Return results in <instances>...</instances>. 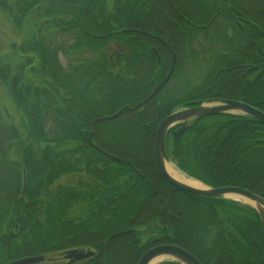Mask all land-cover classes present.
<instances>
[{
	"label": "trees",
	"instance_id": "trees-1",
	"mask_svg": "<svg viewBox=\"0 0 264 264\" xmlns=\"http://www.w3.org/2000/svg\"><path fill=\"white\" fill-rule=\"evenodd\" d=\"M75 2L79 8L71 9V19L68 6ZM13 3L0 0V9L13 22L17 20L19 27L35 11L46 17V22L82 35L83 39L71 47H89L95 52L110 37L124 40L132 51L140 45L137 49L141 52L143 42L121 31L111 34V26L115 23L120 28L161 17L158 9L150 17L146 6L119 11L117 6L128 4V0L113 1L115 11L109 14L110 21L104 0ZM194 3L198 4L197 0ZM86 4L91 8L84 14ZM255 4L257 10L242 0H217L196 17L195 21L204 25L200 32L205 39L197 44L203 45V54L213 61L208 63L206 75L199 84L189 85L188 94L177 99L172 94L161 95L159 100L150 98L141 103L145 107L140 110L139 102L163 77L165 65L152 68L146 59L140 62L125 58L123 67L117 63L116 74L110 70L105 76L103 67L93 59V73L86 64L76 74L60 65L58 47L41 43L37 34L34 43L23 44L21 51L27 54L33 49L36 56L25 55L17 73L11 74L9 64L0 58V83L23 117L21 131L0 121V264L80 244L98 250L97 257L80 264H117L121 245L125 247L123 262L136 264L148 247L160 242L185 248L202 264L264 263V235L257 210L232 199L203 198L174 188L158 171L153 150L158 122L184 101L235 99L264 112V13L261 0H255ZM63 17L71 20L62 21ZM99 18L104 22L95 26L93 21ZM89 26L95 32L89 34ZM198 34L192 36L195 42ZM190 50L191 55L197 52L193 46ZM118 58L123 59L121 55ZM111 61L110 66L116 65ZM141 63H145L141 79L127 78V72L136 73ZM29 71L45 83L42 89H29L32 98L25 89ZM42 91L47 93L45 98ZM97 95L104 99L107 96L105 106L95 98ZM117 111H121L117 119L106 117ZM94 121L97 126L90 131ZM105 123H111L107 130L111 131L110 137L103 134ZM89 135L97 148L89 144ZM120 139L126 144L122 145ZM166 144L172 160L188 176L211 187L245 188L264 198V124L254 118L232 113L208 115L176 138L167 133ZM108 154L120 161L109 159ZM23 169L24 198L19 196ZM78 172L83 177L77 182L55 186L61 177ZM9 176L14 177L13 184L6 179ZM74 207L77 217L68 215ZM143 207L150 210L147 216H141ZM186 213L195 219L188 225L189 231L182 222ZM155 222L159 226L153 228V235L141 242L140 229ZM226 249L232 253L227 255ZM158 264L181 263L165 260Z\"/></svg>",
	"mask_w": 264,
	"mask_h": 264
},
{
	"label": "rangeland",
	"instance_id": "rangeland-1",
	"mask_svg": "<svg viewBox=\"0 0 264 264\" xmlns=\"http://www.w3.org/2000/svg\"><path fill=\"white\" fill-rule=\"evenodd\" d=\"M14 1H16V0H14ZM113 1L114 0H104V6H105V10H106L105 12L108 15V20H109V18L110 19L112 18L109 14L112 13L113 11H115V9H114L115 7H113ZM131 1L132 0H128V4L118 5L117 9L119 8V11H123V10H128L130 7L131 9L134 10L136 8H140L141 6H143V7L146 6L145 12L151 13L150 17H152V14L154 15L156 9L159 8L158 10L161 12V17L155 18L152 21L145 20V21H140L137 23H132V24L124 26V27L120 26V28H116V24L113 23V25L111 26L113 30H111L112 32L110 31L111 34H114L115 32L121 31L122 35L125 34L128 37H133L135 40H137L136 37H140V38L145 39L146 42H152L147 37L148 35L150 36L151 34H156L159 37H161L163 35V37H165L167 40H171L170 34L166 33V29L163 28V23L160 22L161 19H165V20L171 19L172 22H175V28L173 30V33H174V37L177 39L176 40L177 42L174 45L175 49L177 50V56H176V61H175V67H174V70L172 72L173 74L171 73L172 75L176 74V76L173 79V77L171 75L172 80L170 81V79H168V83L166 82L159 89L160 91L158 90L155 94L152 95V91H153L154 87L157 85V84H155L153 86L152 90L150 91L149 96L147 98H144L142 101L139 102L137 109L140 110V109L145 107L144 106L145 104L143 105L141 103L147 101V99L152 98L154 100L158 96H161V95L165 96V95H169V94L174 95L177 99L179 96H182L183 94H186V93L188 94L189 93V87L192 85H195V84H199L202 80V76L206 75L207 66L209 65L208 63L211 62L212 60L210 61V59H211L210 55L205 56L204 55L205 53L203 54V52L206 50V49H202L203 45L197 44V42L199 41V38H198L199 36H201V38H203L202 42H204L205 39H204V35L200 32V28H201L200 22H196L195 18L200 17L201 16L200 14L202 12H205L207 7H210V5H212V4H216L217 0H197L198 4H195L194 0H168V2L170 4H173L175 7H177V10L175 11L176 14H170L169 12L163 10L162 7L160 6L163 3L161 0H141V2H137V3H135V1L134 2L133 1L131 2ZM136 1H140V0H136ZM242 1L247 2L248 4H250L249 5L250 7H252L254 10H257V5H256L257 3L255 4V0H242ZM8 2H9V5L13 6V4H14L13 0H8ZM76 4L77 3L75 2V3L70 4L68 6V8H70V11L67 12L68 13L67 15H71L70 16L71 19L74 15V12L71 9H73V7ZM90 8H91V6H88L87 10L88 9L90 10ZM99 10L100 9L98 8V13H99ZM84 14H85V12H84ZM99 15H100V13H99ZM167 15H168V17H167ZM37 18H40V19H37ZM192 18H193V20H192ZM45 19H46V17H41L40 15H38L34 11V13H32L31 16H29L25 19V21H24L25 23H23L22 26L19 27L17 25V20H15L13 22L9 18L8 14L5 11L0 9V58H2L3 62H6L9 64L8 68L10 69L9 72L11 74L17 73V71L19 69L18 65H20L21 60L24 61L23 58L25 57V55H27V56L30 55L32 57L36 56V53L32 51L33 49L27 50V51H30L28 53L26 52L27 54H22L21 51H22L23 44L26 46V45H29V42H30V44L32 45V43H34V39L37 36H38L37 37L38 39H41V43H44V41H46V42L50 43L51 45H53L55 48L58 47L57 48V53H58L57 59H58V62L62 65L66 66L70 62L73 64L82 63V62L84 63L87 61H93V59L97 58V51L95 52L89 47H81V48L71 47L75 44V42H77L76 40H79L80 38H82V35H78L74 32L64 31V28L61 24L59 26L54 25L52 23L46 22ZM62 19H63L62 21H65V20L70 21L71 20L70 18H66V17H63ZM101 19L99 18V20L95 19V21H93V23H95V26L97 25V23L104 22V20L103 19L101 20ZM178 20H181V21H178ZM36 21H38V23H40L38 26H36L37 25ZM112 22H115V21H112ZM72 24L76 25V21H72ZM108 24H109V22H108ZM39 26H40V29H39ZM75 28L76 27H74L73 29H75ZM136 29H139L140 32H137ZM186 29H187V31L184 32ZM86 31L87 32L93 31V29H92V27L89 26L88 29H86ZM93 32H95V30ZM36 34H37V36H36ZM89 34H91V32H89ZM105 34L107 35V34H109V32L105 33ZM158 34H161V36ZM194 34L195 35L198 34L196 42L194 40L195 38H193ZM188 36H189V39H191L190 40L191 43H185V39ZM112 38L110 37L108 39H112ZM86 44H89V43H86ZM196 44H197V46H196ZM206 44L207 43L204 44L205 45L204 48H206ZM137 46L138 45L134 46V49L136 48V50H133L132 55H134V53L137 51V53H136L137 55L141 54L140 59H146L147 60L146 64L148 63V61H150L151 64H153L152 62H154V60L150 56V55H152V51L147 50L145 52V50H141V52H140L137 49ZM188 46H190V48L193 46L194 49H196L197 52L195 55H191L192 53H191L190 48H188ZM198 48H199V51H200V49H202V51L198 52ZM218 48H219V46H218ZM139 52H140V54H138ZM162 53L164 55L162 62L165 65V71H166L167 67H169V62L171 61V64H172L173 59L169 60L167 55L165 54V52H162ZM147 55L150 56V58ZM204 57H205V59H204ZM201 58L205 61L201 60ZM111 59H112L111 62L115 63L116 65L113 64V66L111 65L112 67L111 66L105 67L103 69V71H107L109 69V71L112 70V72L114 74H116L115 72H118V71H114V70H117V68H119L117 66V63L121 65L120 67H123L122 66L123 64H122L121 59L118 57H114V58L112 57ZM118 61H120V62H118ZM217 63H219V62H217ZM26 67H27V65L25 66V72L28 71V68L26 69ZM210 70H211V68H210ZM122 72H124V71H122ZM102 73L105 74V76H107L109 74V73H105V72H102ZM144 73H145L144 67L141 66L136 71V73L135 72H133V73L127 72L126 77L127 78L131 77V79H135V78L141 79V77H142V75H144ZM165 73L166 72H164L163 77L165 76ZM30 74L31 73L29 71V74L25 76V78L27 79V82L25 83L26 88L23 86V88H25V89L28 88L27 90L29 91V94L31 93V90H29V89H32V88L36 89L37 87H40L42 89L45 87V83L42 79L38 78L37 76H33V74H31V75ZM113 77H117V76L113 75ZM105 78H107V77H105ZM78 81L79 82H77V83L81 84L80 80H78ZM83 82H84V79H83ZM73 87H76V86H73ZM41 93L44 94V98H45L46 97L45 95L47 93L45 91H42ZM65 93L66 92H63L62 94H65ZM30 96H31V94H30ZM31 98H32V96H31ZM31 98H30V100H31ZM95 98H97L101 102V104H104V106H105V101L107 99V96L105 99H104V96H102V97L100 96L98 98V95L95 96ZM92 99L94 100V97H92ZM195 105H197V103L194 105H191V106H195ZM186 107H188V106H186ZM117 112H115V113H117ZM120 112L121 111H119V114H121ZM234 112L237 113V111H234ZM113 114H110L106 117L110 120L117 119V116L119 114L111 117ZM0 121L4 125L16 126L19 128L20 131L23 130V128H22L23 127L22 114L16 108V106L14 104V100L12 99V96L2 86L1 83H0ZM92 123H94L93 127L97 126L95 121ZM112 123H115V122H112ZM91 127H92V124L90 126V129H91ZM98 127H99V125H98ZM110 127H111V123H105V124H103V130H102V128H100L103 131V134L105 132L107 137H110V134H111L110 130L107 131L108 129H110ZM97 134H99V133H97ZM101 135L99 134V136H101ZM120 140L122 141L121 142L122 145L126 144L124 139H120ZM10 145H11V143H8V149H10ZM94 148H97V146ZM110 155H112L116 158H119L113 154H110ZM110 155L108 156L109 159L115 160L116 162L120 161V158L118 161L117 159H114V157H112ZM143 155H145V153H143ZM10 158L12 159L13 157H10ZM155 163H156V161H155ZM172 163L175 164L174 160H172ZM156 166H157V164H156ZM11 177L9 176L6 179L10 178L9 180H10V182L12 181L11 184H13L14 183V177L13 178H11ZM82 177H83V174L81 172L71 174L69 176H63L60 179H58V181H56L55 186L58 183H63V184L69 183V182L75 183L78 180H80V178H82ZM192 179H195V178H192ZM10 192H12V189L10 190ZM241 203L247 204L245 202H241ZM163 204H164V207L168 206L167 202H165ZM145 205H142V206H145ZM136 206H138V203L136 204ZM144 208L145 207L142 208L143 209L142 211L144 213L141 214V216L142 215L147 216V214L150 211L149 209L145 210ZM78 214L79 213L77 211V208L74 207L73 210L69 211L68 215L69 216L72 215L73 217H77ZM192 220H193V222H195V219H193V218L190 219V216H188L187 213L184 215L182 222L184 223V227H186V231H189L188 225L191 223ZM41 222H42V220H41ZM158 226L159 225L157 224V222H155V224L141 228L140 229L141 230V235H140L141 236L140 237L141 242L145 241L148 237L152 236L153 234L151 231L153 230V228L158 227ZM158 230H159V228H158ZM87 236H89V235H87ZM207 247H208V245H207ZM123 248H125V247H123L122 245L120 246V248H118L117 264H125L122 260L124 258V257L122 258V256H124V253H123L124 250H122ZM210 248H213V246H210ZM225 252L227 253V255L229 253H232L230 250L227 251V249ZM165 260L166 259H163V260H161L155 264H158V263L165 261ZM4 263H6V262H4Z\"/></svg>",
	"mask_w": 264,
	"mask_h": 264
},
{
	"label": "water",
	"instance_id": "water-1",
	"mask_svg": "<svg viewBox=\"0 0 264 264\" xmlns=\"http://www.w3.org/2000/svg\"><path fill=\"white\" fill-rule=\"evenodd\" d=\"M262 9L264 12V0H262ZM113 45H117L125 49V47L121 45L119 42H116ZM116 50L118 52H121V49L119 48H117ZM174 63H175V59L173 58L168 73L154 87L152 91V95L155 94L169 79L173 71ZM195 103H197V105L186 107L169 113L164 118H162L157 125L154 135L153 150H154V158L160 174L169 184H171L176 189H179L181 191L187 192L195 196L215 199L220 197H227L226 194H235L257 202L263 207L262 208V207L254 206L260 215L261 224L263 228V235H264V198L262 196L238 186L225 185L218 187H209L203 185L204 186L203 188L190 186L172 177L165 168V162L171 161L166 150L165 138L168 129L173 124L179 123V127L177 129L171 130L172 136L176 138L177 136L181 135L184 131L192 127L198 120L208 115H213L218 113L241 114V115L250 116L259 123L264 124V112L251 106L248 103L235 99H209V100H199ZM234 111H237V113ZM117 114H119V111L117 113H114L111 117L116 116ZM93 124L94 123H92V127L90 131L93 128ZM88 141L92 146L96 147L90 135L88 137ZM46 147H49V144H46ZM114 159H117L119 161V158L114 157ZM25 188H26V178H25V170L23 169L21 176V189L19 194L20 197L24 198ZM160 254H168L173 257L172 260L177 261L181 264H201V262L191 252L173 243H163V244H156L151 246L140 256V258L137 261V264H148V262L153 257ZM96 255L97 252L92 247L78 246V247H70L67 249L57 250L48 253L27 255L20 257L18 259L8 261L3 264H38V263L74 264L89 259L91 257H94Z\"/></svg>",
	"mask_w": 264,
	"mask_h": 264
},
{
	"label": "flooded vegetation",
	"instance_id": "flooded-vegetation-1",
	"mask_svg": "<svg viewBox=\"0 0 264 264\" xmlns=\"http://www.w3.org/2000/svg\"><path fill=\"white\" fill-rule=\"evenodd\" d=\"M162 2H167L168 0H161ZM161 7H162V9L163 10H165V11H167V10H172V11H176L177 10V7H175L173 4H170L169 2H168V4L167 5H165L164 3H162L161 5H160ZM73 8H79L78 7V5H75ZM87 8H88V5L86 4L85 6H84V11H83V13L85 12L86 13V10H87ZM154 9V8H153ZM159 9V8H158ZM168 12V11H167ZM167 17H168V15H167ZM178 21H181V20H178ZM160 22H162L163 23V28L164 29H166V33H169L170 34V37H171V40H167L165 37H163V35L161 36V34H158V35H160L161 37H159V36H157L156 34H151L150 36L148 35L147 37L149 38V40H151L152 42H146L145 41V39H143V38H140V37H136V39L139 41V42H143V44L141 45V48H142V50H145V51H149V50H151L152 51V55H150L152 58H153V60H154V62H152L153 64H151V67L152 68H156V66L157 67H160V68H162V67H164L163 65V62H162V60H163V57H164V55H163V53L162 52H165V54L167 55V57H168V59L169 60H172L173 58L175 59V61H176V56H177V50L175 49V43L177 42L176 40V38L174 37V33H173V30H174V28H175V22H172L171 21V19L170 20H165V19H161V21ZM188 22V21H187ZM181 24V23H180ZM202 27H204V25L203 26H201V28ZM136 31L137 32H140V30L139 29H136ZM187 31V29L184 31V32H186ZM112 32V31H111ZM110 33V32H109ZM174 37V38H173ZM147 38V39H148ZM178 38V37H177ZM199 38V40L201 41V40H203V38H201V36H199L198 37ZM175 39V40H174ZM135 40V39H134ZM190 40L191 39H189V36L188 37H186V39H185V43H190ZM111 42L114 44V42H120L123 46H125L126 48L125 49H123L122 47H119V46H117V45H111L110 47H109V49H111V50H107V48H108V44H111ZM140 45H138V47H139ZM117 48H119V49H121V52H117V50L116 49ZM188 48H190V46H188ZM113 50H115V51H113ZM93 53V52H92ZM133 54V51H132V48L131 47H129V45L128 44H126L125 43V41L124 40H122V39H119V38H112V39H106V41H105V45L100 49V50H98L97 51V60H98V62H99V65L101 66V67H103V69L105 68V67H109L110 66V62H109V59H111L112 57L114 58V57H118V55H121L122 57H123V59H121V61H122V66H124L125 65V58H132V59H138L140 62H142L144 59H140V57L141 56H139V55H136V53H134V55H132ZM148 56V55H147ZM150 56H148L149 58H150ZM148 58V59H149ZM89 65L90 66V70L92 71V73H93V69H94V67H93V61H87V63H77V64H73V63H69L68 65H62V64H60L65 70H71V71H75L76 72V74H78V68L79 67H82V66H84V65ZM70 65H72V67H70ZM74 65H77V67L75 68V67H73ZM142 65H145V63H141V66ZM170 66H171V61L169 62V67H167V69H166V73H165V75L168 73V71H169V68H170ZM143 67V66H142ZM174 67H175V63H174V66H173V70H174ZM81 71V70H80ZM101 71V70H100ZM101 72H105V73H109V69L107 70V71H101ZM173 72V71H172ZM173 74V73H172ZM171 74V75H172ZM171 75H170V77H169V79H171ZM163 78V77H162ZM161 78V79H162ZM160 79V80H161ZM167 83H168V80L166 81ZM163 89V88H162ZM160 91V90H159ZM158 100H159V96L158 97H156ZM199 100H204V99H194V100H191V101H184L183 103H185V104H183V105H179V106H176L173 110H175V109H178V108H183V107H186V106H191V105H194V104H196L195 102H197V101H199ZM158 104H159V101H158ZM159 108V107H158ZM158 114H160L159 113V110H158V112H157ZM104 118V117H103ZM159 123V122H158ZM175 126V127H174ZM173 127H171L170 128V130L171 129H176V128H178L179 127V123L178 124H176V125H174ZM159 171V170H158ZM175 188V187H174ZM156 244H163L162 242H160V243H156ZM156 244H153V245H156ZM81 245V244H80ZM80 245H75V246H80ZM82 245H85V244H82ZM152 245V246H153ZM89 246H91L92 247V245H89ZM151 247V246H150ZM93 249H94V247H92ZM149 248V247H148ZM95 250H97L96 248H95ZM98 251V250H97ZM98 256V253H97V255L95 256V257H97ZM92 259V258H91ZM87 261V260H86ZM85 262V261H84ZM83 263V262H82ZM54 264H60V263H54ZM137 264V263H136Z\"/></svg>",
	"mask_w": 264,
	"mask_h": 264
},
{
	"label": "bare ground",
	"instance_id": "bare-ground-1",
	"mask_svg": "<svg viewBox=\"0 0 264 264\" xmlns=\"http://www.w3.org/2000/svg\"><path fill=\"white\" fill-rule=\"evenodd\" d=\"M165 5L168 4V1L166 2H163ZM170 14H175L174 11L172 10H167ZM165 168L166 170L168 171V173L174 177L175 179H177L178 181H181L187 185H190V186H194V187H201L203 188V184L200 183L199 181L195 180V179H192L188 176H186L184 173H182L171 161H166L165 162ZM226 196L230 197V198H234V199H238L242 202H245V203H249V204H252L253 206L255 207H262L260 204H258L257 202L253 201V200H250V199H247V198H244V197H241V196H238V195H235V194H226ZM263 208V207H262ZM163 259H173L172 256L168 255V254H160V255H157L155 257H153L149 262L148 264H155Z\"/></svg>",
	"mask_w": 264,
	"mask_h": 264
}]
</instances>
